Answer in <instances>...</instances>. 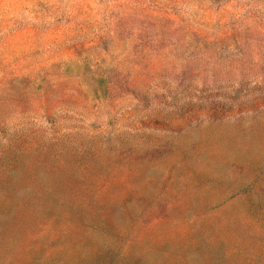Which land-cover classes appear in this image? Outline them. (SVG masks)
Here are the masks:
<instances>
[{
  "label": "rangeland",
  "instance_id": "374dc122",
  "mask_svg": "<svg viewBox=\"0 0 264 264\" xmlns=\"http://www.w3.org/2000/svg\"><path fill=\"white\" fill-rule=\"evenodd\" d=\"M0 264H264V0H0Z\"/></svg>",
  "mask_w": 264,
  "mask_h": 264
}]
</instances>
